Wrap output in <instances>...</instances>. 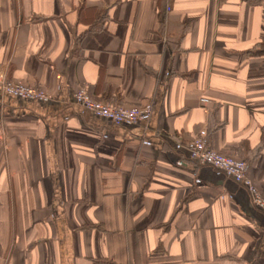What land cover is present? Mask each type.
<instances>
[{"label": "crops", "instance_id": "0c3cea01", "mask_svg": "<svg viewBox=\"0 0 264 264\" xmlns=\"http://www.w3.org/2000/svg\"><path fill=\"white\" fill-rule=\"evenodd\" d=\"M0 72L51 96L0 91V264H264V213L186 149L264 198V0H0Z\"/></svg>", "mask_w": 264, "mask_h": 264}, {"label": "built area", "instance_id": "2783aa9c", "mask_svg": "<svg viewBox=\"0 0 264 264\" xmlns=\"http://www.w3.org/2000/svg\"><path fill=\"white\" fill-rule=\"evenodd\" d=\"M0 91L8 96L32 101L40 102L51 99L50 94L42 88L21 81L11 80L1 72ZM75 99L95 115L106 118L117 125H136L145 121L151 113L149 106L129 107L115 102L94 99L85 88L76 90ZM200 102L207 104L209 100L202 97L200 98ZM186 149L192 160L201 165L205 164L216 168L234 181L242 184L249 192L253 204L264 213V198L258 192L253 180L249 177L248 166L244 160L214 150L210 147L206 138L202 136L187 142Z\"/></svg>", "mask_w": 264, "mask_h": 264}]
</instances>
